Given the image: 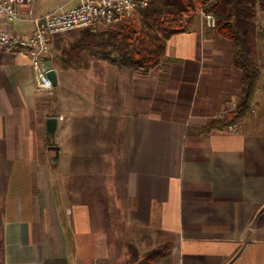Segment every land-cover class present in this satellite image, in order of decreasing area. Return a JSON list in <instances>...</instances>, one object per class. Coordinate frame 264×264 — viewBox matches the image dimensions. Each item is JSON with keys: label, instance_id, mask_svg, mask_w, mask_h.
<instances>
[{"label": "crops", "instance_id": "crops-1", "mask_svg": "<svg viewBox=\"0 0 264 264\" xmlns=\"http://www.w3.org/2000/svg\"><path fill=\"white\" fill-rule=\"evenodd\" d=\"M57 8L43 10L36 0L26 11L40 16ZM15 23L25 26L0 20V28L10 27L20 34L34 29L28 21ZM194 33L178 34L168 41L166 55L176 62L162 65L171 69L158 74L166 77L168 88L154 101L146 98L138 104V111H118L127 120L123 122L127 159L124 218L131 228L156 234L161 243L171 245L172 254L159 264H264V41L257 46L262 79L255 110L238 133L213 130L204 134L202 128L212 119L234 108L242 91V73L234 66L231 41H203ZM52 57L44 66L57 74L54 92L73 82L70 72L95 69V57L90 68L74 70L63 69L58 55ZM103 61L97 63L93 74L97 84L104 72H117L123 77H138L146 90L144 79L153 70L144 74ZM74 82L80 88L81 81ZM173 92L202 99V104L184 109L181 100L175 110ZM43 96L49 94L38 92L30 62L0 52V233L5 243L4 264H46L44 238L48 232L65 247L52 180L45 173L54 152L48 150L50 107L42 103ZM116 103L119 100H113L112 104ZM126 113L129 115L125 117ZM61 116L57 135L60 132L62 165L64 159H78L81 142L78 132L70 135V127ZM63 194L68 199L65 188ZM80 201L77 234L87 236L84 243L89 251L82 254L78 250L77 259L79 264H98L101 258L108 259L109 253L100 246V234L93 230L92 222L98 217L91 210L84 211Z\"/></svg>", "mask_w": 264, "mask_h": 264}, {"label": "rangeland", "instance_id": "rangeland-1", "mask_svg": "<svg viewBox=\"0 0 264 264\" xmlns=\"http://www.w3.org/2000/svg\"><path fill=\"white\" fill-rule=\"evenodd\" d=\"M40 2L42 9L48 11L64 3H69L68 6L72 7L79 1L40 0ZM199 10L192 27L196 32L194 34H198L203 41L220 39L214 30L203 27ZM140 14L135 18L141 17ZM261 23L264 26L263 15H261ZM24 24L13 23L15 27L25 26ZM108 27L110 26L101 24L97 28L105 30ZM75 37L77 33L72 32L61 36V39L56 38L52 58H56L61 53V48L68 46L69 41ZM224 41L229 42L226 39ZM94 60V72L72 71L69 76L73 82L63 85L61 91L42 97L44 106L50 107L48 117L59 118L62 115L61 118L70 127L68 129L70 135L78 132L79 142H81L78 159L75 154L73 158L76 160L64 159L62 165L61 163L56 166L51 164L45 172L52 180L51 188L57 220L65 237V247H63V243L59 242L54 234L50 232L46 234L44 238L46 264H79L77 251L81 253L89 251L88 245L84 243L87 236L77 234L79 220L75 219L76 215L82 211L79 207L80 199L83 200L84 209H86L84 211L91 210L94 217H98V220L92 222L93 230L100 234V246L109 253L108 259L101 258L98 264H125L129 258L130 246L135 245L141 253H145L161 244V237L156 234H147L138 228H131L124 218L122 193L126 179L127 159L124 152L126 132L125 129L123 130V122L127 120H124L123 114L118 111H138L140 109L138 104L146 98L154 101L155 96L162 93V89L168 88L165 85L168 81L158 77V74L169 72L171 68L160 66L153 69L152 73L150 71L151 74L144 79L147 81L145 90L141 88L143 81L141 82L138 77H123V74L117 72H104L102 80L97 84L93 74L97 70V63L103 64L104 61L96 57ZM75 79L81 81L80 88L74 82ZM171 99L175 110L179 109L181 100L183 108H191L192 105L198 107L202 104V99L201 101L198 98L192 100L187 93L181 92H173ZM113 100H119L120 103L113 105ZM127 115L129 113H126L125 117ZM60 135L59 132L56 145L61 143ZM63 143L66 151L68 147L65 142ZM64 188L68 191V199L63 196ZM96 200L99 203L96 204Z\"/></svg>", "mask_w": 264, "mask_h": 264}, {"label": "trees", "instance_id": "trees-1", "mask_svg": "<svg viewBox=\"0 0 264 264\" xmlns=\"http://www.w3.org/2000/svg\"><path fill=\"white\" fill-rule=\"evenodd\" d=\"M204 6L203 0H153L150 7L141 12V17L105 30L95 27L73 31L77 37L61 48L59 64L67 70L88 69L91 58L99 57L112 65L144 74L159 66L170 65L176 60H170L166 55L168 41L175 35L192 32L196 14ZM207 11L217 18L214 29L217 37L233 44V63L242 73V91L233 109L202 128L204 134L241 125L256 108L262 79L257 46L264 41L261 23L264 0H216ZM61 36L56 38L61 39ZM130 247L125 264H159L172 254L169 243L158 244L145 253L135 245ZM4 259L5 243L0 233V264H4Z\"/></svg>", "mask_w": 264, "mask_h": 264}, {"label": "built area", "instance_id": "built-area-1", "mask_svg": "<svg viewBox=\"0 0 264 264\" xmlns=\"http://www.w3.org/2000/svg\"><path fill=\"white\" fill-rule=\"evenodd\" d=\"M36 0H0V20L8 25L28 21L34 26L32 32L20 34L10 27L0 28V52L14 54L29 61L35 71L37 90L52 95L54 84L48 76L45 62L54 51V41L58 35L73 31L95 28L101 24L114 26L135 18L150 7L153 0H78L69 7L64 4L52 12L40 16L27 12ZM205 6L199 10L203 27L214 30L216 16L207 7L216 0H203ZM226 131L240 132V124L230 125Z\"/></svg>", "mask_w": 264, "mask_h": 264}, {"label": "water", "instance_id": "water-1", "mask_svg": "<svg viewBox=\"0 0 264 264\" xmlns=\"http://www.w3.org/2000/svg\"><path fill=\"white\" fill-rule=\"evenodd\" d=\"M48 76L53 81L54 86H57V74L55 70H50L48 72ZM46 124H47V140L50 143L48 150L54 152V154L51 155L50 161L53 166H56L59 163H61V147L59 145H56L55 143L58 126H59V118L50 117L48 118Z\"/></svg>", "mask_w": 264, "mask_h": 264}]
</instances>
